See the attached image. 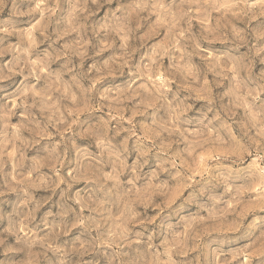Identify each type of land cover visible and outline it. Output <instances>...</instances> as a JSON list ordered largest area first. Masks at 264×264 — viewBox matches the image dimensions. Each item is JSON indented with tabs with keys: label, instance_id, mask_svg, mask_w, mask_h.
Instances as JSON below:
<instances>
[{
	"label": "clouds",
	"instance_id": "1",
	"mask_svg": "<svg viewBox=\"0 0 264 264\" xmlns=\"http://www.w3.org/2000/svg\"><path fill=\"white\" fill-rule=\"evenodd\" d=\"M0 264H264V0H0Z\"/></svg>",
	"mask_w": 264,
	"mask_h": 264
}]
</instances>
